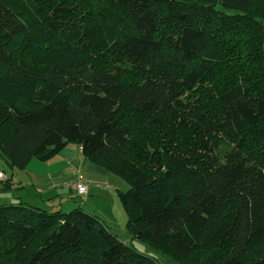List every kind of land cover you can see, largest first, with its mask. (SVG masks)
<instances>
[{
	"label": "trees",
	"instance_id": "1",
	"mask_svg": "<svg viewBox=\"0 0 264 264\" xmlns=\"http://www.w3.org/2000/svg\"><path fill=\"white\" fill-rule=\"evenodd\" d=\"M70 144L130 237L0 204V264H264V0H0V162Z\"/></svg>",
	"mask_w": 264,
	"mask_h": 264
},
{
	"label": "crops",
	"instance_id": "2",
	"mask_svg": "<svg viewBox=\"0 0 264 264\" xmlns=\"http://www.w3.org/2000/svg\"><path fill=\"white\" fill-rule=\"evenodd\" d=\"M0 169L5 171L10 183L9 190L5 191L4 187L7 185L0 182V204L24 202L48 210H57L60 206V210L65 212L63 205L67 202L70 209L68 212L79 208L88 209L90 213L100 216L114 232L117 226L113 220H116L118 225L119 219L124 221L127 217L122 207H118L121 191L118 188L117 191L113 189L116 179L104 167L88 161L83 155L81 145L70 144L59 155L46 162L33 160L26 170L13 171L2 161ZM80 177H83L89 186V192L85 194L88 199L84 204H74L73 201L70 203L67 196L75 192L79 195L72 185ZM114 209L120 213L118 218L114 216Z\"/></svg>",
	"mask_w": 264,
	"mask_h": 264
},
{
	"label": "rangeland",
	"instance_id": "3",
	"mask_svg": "<svg viewBox=\"0 0 264 264\" xmlns=\"http://www.w3.org/2000/svg\"><path fill=\"white\" fill-rule=\"evenodd\" d=\"M113 177H114V179H116V181H114L115 182V184H113V189L115 190V191H117L118 189H120V191L121 192H128V190L130 189V185H129V183L127 182V181H125L124 179H122L121 177H119V176H116V175H113ZM118 188V189H117ZM67 198H69L70 199V203H72V201H73V203L74 202H78V203H85L84 201L86 200V199H88V196L87 195H78L77 194V192H75L73 195H69V196H67ZM118 199H119V206L118 207H122V211H125V209H124V207L122 206V203H121V201H120V198H119V196H118ZM69 204V203H68ZM68 204H67V202H65V204L63 205V210L65 211V212H68V210H70L67 206H68ZM75 204V203H74ZM84 207H87V206H84ZM60 208H62V207H60L59 206V208L58 209H60ZM89 208V207H88ZM117 209H119V208H117ZM121 209V208H120ZM107 210L109 211L110 209H109V207L107 208ZM85 211H87V212H90L88 209H85ZM70 212V211H69ZM118 213L119 212H117V210L116 209H114V216L115 217H117L118 218ZM125 213V212H124ZM126 214V213H125ZM119 216H120V213H119ZM127 216V215H126ZM127 220H128V218L126 217V219L124 220V221H120V219H119V221H118V225H116V220L114 221L113 220V222H114V224H115V226H117L116 228H115V232L119 235V236H121V237H123V238H125V239H127V238H129L130 236H127V228H126V226H127ZM134 243V246L140 251V252H142V253H146V251H147V248L143 245V244H141V243H139V242H133ZM159 262L161 263V264H174L172 261H171V259H169L168 257H166V256H161L160 257V259H159Z\"/></svg>",
	"mask_w": 264,
	"mask_h": 264
},
{
	"label": "built area",
	"instance_id": "4",
	"mask_svg": "<svg viewBox=\"0 0 264 264\" xmlns=\"http://www.w3.org/2000/svg\"><path fill=\"white\" fill-rule=\"evenodd\" d=\"M6 180V175L0 171V181ZM75 187L80 195H85L89 192V186L83 177H80L78 181L72 185Z\"/></svg>",
	"mask_w": 264,
	"mask_h": 264
},
{
	"label": "water",
	"instance_id": "5",
	"mask_svg": "<svg viewBox=\"0 0 264 264\" xmlns=\"http://www.w3.org/2000/svg\"><path fill=\"white\" fill-rule=\"evenodd\" d=\"M66 192H68V191H64V193H66ZM70 192L72 193V192H73V190H70Z\"/></svg>",
	"mask_w": 264,
	"mask_h": 264
}]
</instances>
